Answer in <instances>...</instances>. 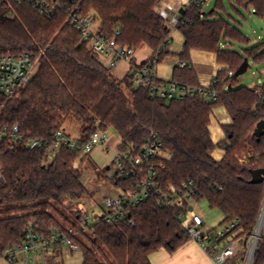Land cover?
Segmentation results:
<instances>
[{"label": "trees", "instance_id": "16d2710c", "mask_svg": "<svg viewBox=\"0 0 264 264\" xmlns=\"http://www.w3.org/2000/svg\"><path fill=\"white\" fill-rule=\"evenodd\" d=\"M159 1L82 0L80 11L94 17L98 35L110 39L119 31L117 44L134 51L146 47L151 56L158 54L159 63L168 54L171 32L154 11ZM227 1L236 12L243 8L263 15L264 0ZM183 9L175 29L184 40L177 55L184 66L173 68L170 81L199 86L190 52L214 53L222 66L214 77V100L198 94L182 101L150 99L148 88L136 86L133 71L116 79L86 48L76 27L65 22L67 7L45 16L27 0L0 1V54L29 52L38 58L30 84L15 98L0 97V128L10 131L18 126L16 140L9 133L0 139V261L6 249L23 243L31 221L43 239L54 230L68 236L79 249L82 264H151L153 253L173 254L190 240L180 224L185 209L159 206L156 192L129 208L133 226L126 222L110 226L102 217L87 230L76 223L78 215L71 210L88 198L81 168L87 166L97 180L107 175L87 155L68 148L44 166L53 133L68 136L65 125L71 120L80 128L76 138L80 150L95 128L113 130L120 141L118 149L133 155L154 135L171 155L155 169L158 189L186 186L193 201H205L218 210L223 223H236L233 239H243L244 245L253 234L264 198V178L250 183L256 171L264 169V135L257 139L253 131L264 120V104L255 87L241 85L234 73L245 58L264 62V41L249 47V39L223 17V0H216L207 13L195 4ZM233 43L245 48L233 50ZM218 108L225 110L230 123L222 126L224 138L214 143L210 117ZM33 139L46 145L29 149ZM215 148L224 151L220 160L210 155ZM111 184L122 191L137 187L132 178H113ZM252 264H264L263 244Z\"/></svg>", "mask_w": 264, "mask_h": 264}, {"label": "built area", "instance_id": "2783aa9c", "mask_svg": "<svg viewBox=\"0 0 264 264\" xmlns=\"http://www.w3.org/2000/svg\"><path fill=\"white\" fill-rule=\"evenodd\" d=\"M21 2L25 0H15ZM33 9L41 15L50 16L62 7L68 8L65 19L66 23L75 26L80 33L81 41L85 43L86 48L96 57L109 59L106 67L112 69L116 62L124 61L129 65V72H134V82L136 86H144L148 88L150 99L160 98L164 100H185L192 94H198L206 99L214 100L216 98L215 85L216 80L213 78L208 86L190 87L179 85L169 81L166 85L160 82L157 77L156 66L158 65V54L149 57L143 63H137L134 59V50L116 43L115 36L119 35V31H115L114 36L110 39L104 38L97 34L98 23L90 14H82L80 11L82 0H27ZM208 0H184V6L195 4L196 6H204ZM167 6L163 1H159L154 11L161 16L167 24L176 26L181 14L176 15L167 20L165 17V8ZM184 66V63H180ZM38 67V58H35L29 52H22L18 55L0 54V97L9 100L17 97L20 92L25 89L32 81ZM254 76L263 78L261 71H254ZM215 77V76H214ZM239 78V77H238ZM255 93L262 98L264 104V82L260 86H255ZM9 133L14 140L18 134V126H14L10 131L8 128H0V139ZM54 141L48 147L43 158L44 166L48 167L52 161L59 155L62 149H71L73 151H81L86 155H91L98 148H105L108 145L109 138L107 131L95 128L85 140L82 150L76 139L70 138L62 131L53 133ZM113 148V157L100 166L99 170H105L107 177L104 178L110 184L113 178H132L137 181V187L132 191H122L115 186L116 196H109L104 191H100L104 198V205L107 211L101 216L103 221L108 225H115L118 222H126L133 226L134 221L129 216V208L135 207L145 201L148 196L156 192L160 195L158 205L166 208H183L184 215L180 218V224L190 240L196 242L203 252L210 258L213 264H227L236 254L237 248L232 242L234 237V229L236 223H228L219 231L204 229V221L194 213L189 202L192 200L193 192L186 186L176 189L170 186L168 190L162 192L156 184L155 169L160 160L170 159L171 155L163 150L162 144L152 135L143 145L142 150L133 155L130 150H119L118 146ZM46 145L42 139L30 140L27 144L29 149H35ZM106 151V150H104ZM83 184L88 191V185L91 179L96 181V177L84 176ZM100 190V189H99ZM93 191H88L92 195ZM189 207L191 210H189ZM72 213L78 215L79 223L84 230L88 228V212L77 203L72 208ZM73 233V232H72ZM264 226L261 232L251 235L245 243L247 247V255L244 264H252L251 256L254 251L253 243L258 242L257 250L264 245L263 239ZM255 241V242H254ZM62 244L68 252H79L77 246L65 234H60L57 230L47 239H43L36 232V224L34 221L28 223L25 229V240L19 246L8 248L4 251L3 260L10 264H14L18 253L23 251L39 248L42 251L48 250L50 247ZM242 244V242H241ZM255 255V254H254ZM254 259V258H253ZM27 264V262H23Z\"/></svg>", "mask_w": 264, "mask_h": 264}, {"label": "crops", "instance_id": "0c3cea01", "mask_svg": "<svg viewBox=\"0 0 264 264\" xmlns=\"http://www.w3.org/2000/svg\"><path fill=\"white\" fill-rule=\"evenodd\" d=\"M161 1H163L167 6L165 8V17L167 20L173 18L176 15V12H178L184 6V0ZM167 26L171 30L169 36L170 43L167 49L168 54L163 57V59L156 66L157 77L163 82L164 85L170 81L173 68L180 64L177 55L181 53L184 41L182 35L175 29L174 26L170 24H167ZM150 56L151 52L147 51L146 56L141 61H139V63L145 62ZM134 59L136 60L135 57ZM190 66L194 69L197 75L198 83L201 86H208L216 73L222 68V66L216 62V54L197 50H192L190 52ZM113 68H115V66ZM128 72L129 65L127 64L126 74ZM214 111L210 117L209 129L214 126V132L215 135L218 136V142L224 138L222 126L229 124L230 119L224 109L218 108ZM212 117L213 120H211ZM211 139L213 141L212 136ZM118 142L119 140L116 139L109 140L107 147L98 148L91 154L92 156L90 157V160L97 168L102 166L105 162L113 157L111 150L117 146ZM105 152L110 156L107 158L104 156L106 159H102V154ZM223 155V150H221V152H216L217 160H220ZM57 247V245H54L46 251H42L39 248L23 251L17 254L14 264H23V262H27V264H82V256H79L81 255L80 252H68L65 250L62 244L60 245V248ZM149 260L151 264H213L210 258L199 247V245L192 240H189L173 254H168L165 250H159L150 255Z\"/></svg>", "mask_w": 264, "mask_h": 264}, {"label": "rangeland", "instance_id": "374dc122", "mask_svg": "<svg viewBox=\"0 0 264 264\" xmlns=\"http://www.w3.org/2000/svg\"><path fill=\"white\" fill-rule=\"evenodd\" d=\"M216 4V0H208V2L203 6V11L205 13L209 12ZM252 12L251 10H249ZM223 17L230 20L232 24L237 26L239 30L242 32V34L249 39V47L254 46L256 44H259L260 42L264 41V12L262 17H257L256 15L249 14L246 10L243 8H239L238 12L231 9L229 3L227 0H223ZM233 50L241 51V49H244L245 46L233 43L232 44ZM146 47H142L136 52H134L133 56L136 58V62L139 63L147 54ZM104 66L107 65L109 59L103 58V57H97ZM249 62V68L247 71L241 75L238 78V81L241 85L246 87H255L260 86L264 82V62L255 64L252 61ZM254 71H261L263 73V78L254 76ZM127 72V63L124 61H118L115 64V68L110 70V74L116 78V79H122ZM215 112V111H214ZM213 120V117L211 118ZM225 123V122H221ZM78 123L74 120H71L70 122L66 123L65 125V131L68 134L70 138H78L80 131H79ZM218 130V128H217ZM211 136L213 137V141L217 142L218 136L215 135L214 132V126L210 128ZM108 138L109 140H119L117 134L113 130H109L108 132ZM222 149L215 148L211 153V157L217 160L216 152H221ZM83 155L85 153H82ZM86 155V154H85ZM103 158L106 159L110 155L108 153L102 154ZM108 155V156H107ZM88 159H91L90 157L92 155H87ZM106 158H105V157ZM82 177L84 176H90L95 177L93 172L89 170L87 166H84L81 168ZM91 183L88 185V191H93L92 195L88 198H83L81 200L82 206L87 210L88 212V225H92L100 218L106 211L107 208L104 205V198L101 196L100 191H104L109 196H116L117 191L116 189L105 179H100L98 181L91 179ZM100 189V190H99ZM189 206L192 207L195 214H197L200 218L204 221V229L208 228L215 231L222 230L226 223H223L222 221V215L221 213L216 210L210 208L205 201H199L195 202L191 200L189 202ZM3 216V215H0ZM79 226V221L76 222ZM248 239V238H247ZM247 239L245 242H247ZM263 239H264V233H263ZM243 239H233L232 242L235 244L237 248V252L235 256L227 263V264H244L245 258L247 255V247L244 244H241V241ZM79 255V253H78ZM81 256V255H79ZM81 258V257H80ZM0 264H10L7 263L5 260H1Z\"/></svg>", "mask_w": 264, "mask_h": 264}, {"label": "water", "instance_id": "95a60500", "mask_svg": "<svg viewBox=\"0 0 264 264\" xmlns=\"http://www.w3.org/2000/svg\"><path fill=\"white\" fill-rule=\"evenodd\" d=\"M179 13L182 15L184 13V9L183 8L180 9ZM248 68H249V62L245 58L243 60L242 64L240 65V67L235 71L234 76L236 78L240 77L241 75H243L247 71ZM263 135H264V120L258 122L255 126L254 131H253V136L257 139H259ZM262 178H264V169H259L256 171V174L253 175L252 179L250 180V183L255 184L257 182H260L262 180ZM1 179H2V176L0 173V180ZM189 210H191L190 207H189ZM263 226H264V198H263V202L261 205L258 220H257L256 226H255V229H254V232L252 235L257 234V236H258V232H261ZM257 246H258V242L256 241L253 245L254 251H253V254L251 256V261L254 258V254H255V250L257 249Z\"/></svg>", "mask_w": 264, "mask_h": 264}, {"label": "bare ground", "instance_id": "6f19581e", "mask_svg": "<svg viewBox=\"0 0 264 264\" xmlns=\"http://www.w3.org/2000/svg\"><path fill=\"white\" fill-rule=\"evenodd\" d=\"M255 242V241H254ZM253 245H254V243H253Z\"/></svg>", "mask_w": 264, "mask_h": 264}]
</instances>
